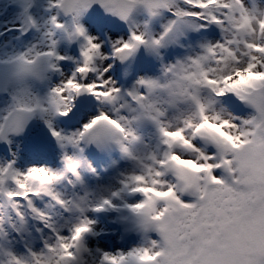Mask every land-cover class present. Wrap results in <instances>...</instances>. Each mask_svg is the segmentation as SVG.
I'll return each instance as SVG.
<instances>
[{"label":"snow or ice","instance_id":"snow-or-ice-1","mask_svg":"<svg viewBox=\"0 0 264 264\" xmlns=\"http://www.w3.org/2000/svg\"><path fill=\"white\" fill-rule=\"evenodd\" d=\"M0 264H264V0H0Z\"/></svg>","mask_w":264,"mask_h":264},{"label":"bare ground","instance_id":"bare-ground-1","mask_svg":"<svg viewBox=\"0 0 264 264\" xmlns=\"http://www.w3.org/2000/svg\"><path fill=\"white\" fill-rule=\"evenodd\" d=\"M117 241H119V240H116V241H108V244H109V246H114V245L120 243V242H117Z\"/></svg>","mask_w":264,"mask_h":264},{"label":"rangeland","instance_id":"rangeland-1","mask_svg":"<svg viewBox=\"0 0 264 264\" xmlns=\"http://www.w3.org/2000/svg\"><path fill=\"white\" fill-rule=\"evenodd\" d=\"M117 242H120V241H117Z\"/></svg>","mask_w":264,"mask_h":264}]
</instances>
